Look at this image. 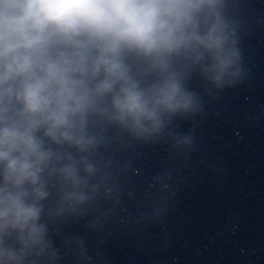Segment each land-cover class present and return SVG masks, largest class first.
I'll list each match as a JSON object with an SVG mask.
<instances>
[{
    "label": "clouds",
    "instance_id": "1",
    "mask_svg": "<svg viewBox=\"0 0 264 264\" xmlns=\"http://www.w3.org/2000/svg\"><path fill=\"white\" fill-rule=\"evenodd\" d=\"M229 8V0H0V264H59L48 221L95 213L89 226L103 231L122 202L120 173L131 168L117 153L163 143L170 158L186 156L195 137L177 121L203 114V95L246 75ZM193 74L203 95L190 87ZM171 180L167 168L152 176L137 223L167 213ZM66 245L77 264H93L83 238Z\"/></svg>",
    "mask_w": 264,
    "mask_h": 264
},
{
    "label": "water",
    "instance_id": "2",
    "mask_svg": "<svg viewBox=\"0 0 264 264\" xmlns=\"http://www.w3.org/2000/svg\"><path fill=\"white\" fill-rule=\"evenodd\" d=\"M229 4L246 75L209 96L193 74L190 87L203 95L205 110L177 121L181 133L193 131V148L174 158L163 143L117 153L131 168L120 173L122 202L103 231L89 226L95 213L48 221L59 264H77L66 245L73 238L84 239L93 264H264V0ZM164 168L172 174L167 213L137 223L138 209L148 210L145 193H154L151 178Z\"/></svg>",
    "mask_w": 264,
    "mask_h": 264
}]
</instances>
